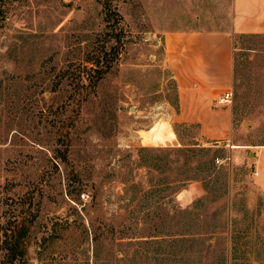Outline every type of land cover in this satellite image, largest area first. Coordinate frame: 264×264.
Returning a JSON list of instances; mask_svg holds the SVG:
<instances>
[{"label":"rangeland","instance_id":"374dc122","mask_svg":"<svg viewBox=\"0 0 264 264\" xmlns=\"http://www.w3.org/2000/svg\"><path fill=\"white\" fill-rule=\"evenodd\" d=\"M110 2L117 37L98 0L0 2V264L13 213L33 222L12 264H264V35L234 37L233 131L205 144L173 121L163 38L229 29L232 0Z\"/></svg>","mask_w":264,"mask_h":264},{"label":"crops","instance_id":"0c3cea01","mask_svg":"<svg viewBox=\"0 0 264 264\" xmlns=\"http://www.w3.org/2000/svg\"><path fill=\"white\" fill-rule=\"evenodd\" d=\"M229 29L181 28L165 33L164 65L175 84L173 121L196 127V141L223 143L233 131L230 91L233 40L237 35H264V0H232ZM252 180L264 198V145L251 151Z\"/></svg>","mask_w":264,"mask_h":264},{"label":"trees","instance_id":"16d2710c","mask_svg":"<svg viewBox=\"0 0 264 264\" xmlns=\"http://www.w3.org/2000/svg\"><path fill=\"white\" fill-rule=\"evenodd\" d=\"M2 0H0L1 2ZM101 5L104 12V20H105V26L107 28V32H110L111 34H114V37H117L118 34H122L121 28L118 27V21H119V14L114 11L111 7L110 0H98ZM1 10V9H0ZM110 59L106 58L105 60H102L99 65H96L97 62L93 61L91 64L96 65L95 68L91 69L93 73L90 75L84 76L83 74L79 75V78H77V84L79 86H84L85 81H87V85H91L92 87H95L99 80H101L103 74L105 71H107L108 67L110 66ZM95 62V63H94ZM89 92V91H88ZM87 91H82V89H79L74 94L75 102L79 106L81 102L86 98ZM192 209L191 207H188L185 211ZM7 229L5 232L4 237L1 239L2 246L5 249V263L6 264H12L17 259L23 257L26 252V238L29 233V227L30 224H32L33 220L32 218L26 219L25 217H19L16 213L12 214V220H8ZM214 230V229H213ZM212 237L215 238L214 231H211ZM209 234L207 231L203 232L200 235H207Z\"/></svg>","mask_w":264,"mask_h":264},{"label":"built area","instance_id":"2783aa9c","mask_svg":"<svg viewBox=\"0 0 264 264\" xmlns=\"http://www.w3.org/2000/svg\"><path fill=\"white\" fill-rule=\"evenodd\" d=\"M232 100V92L228 91L226 92L220 99L219 102L220 103H230ZM85 194H82L81 196L84 197Z\"/></svg>","mask_w":264,"mask_h":264}]
</instances>
